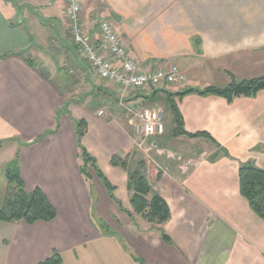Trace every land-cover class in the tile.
Listing matches in <instances>:
<instances>
[{"label": "crops", "instance_id": "1", "mask_svg": "<svg viewBox=\"0 0 264 264\" xmlns=\"http://www.w3.org/2000/svg\"><path fill=\"white\" fill-rule=\"evenodd\" d=\"M80 1L81 12L88 6L80 12L79 28L89 44L100 45L99 24L106 21L141 71L177 66L184 81L174 91H169L173 84L123 90L85 75L81 83L88 88L84 95H92L90 104L69 105L60 89L67 83L65 74L42 72L56 57L34 51L29 31L40 14L42 27L50 24L61 35L67 0H0V57L7 55L0 61V165L16 161L25 191L39 188L57 212L50 223L0 222V264H40L52 251L67 264L65 253L78 258L77 251L107 242L101 229L108 228L107 217L99 207L98 221H92L91 175L87 180L80 171L79 120L87 124L82 146L115 188L113 194L118 197L122 189V204L130 208L127 171L111 166L113 156H127L128 169H141L168 205L167 223L149 225L155 234L146 228L139 232L148 240L160 239L161 251L172 262L264 264V221L240 195L238 174L244 164L264 170V90L230 103L195 92L264 77V0ZM72 43L68 51L74 67L85 65L93 72L73 38ZM100 53L110 59L105 49ZM203 77L210 83L202 87ZM188 91L193 92L176 96ZM161 102L168 113L165 132L147 140L139 153L136 115L154 107L165 115ZM170 102L187 134L205 133L214 142L175 137Z\"/></svg>", "mask_w": 264, "mask_h": 264}, {"label": "rangeland", "instance_id": "2", "mask_svg": "<svg viewBox=\"0 0 264 264\" xmlns=\"http://www.w3.org/2000/svg\"><path fill=\"white\" fill-rule=\"evenodd\" d=\"M11 3L13 5L15 4L13 1H11ZM87 10L88 6H84L82 8L81 14L86 12ZM39 18L40 14L34 15L31 28L29 27L31 36L30 45L32 46V49L34 51L45 53L48 52L49 56H51L49 57L51 60H53V56L56 57V62H50L49 66L45 67V71L42 72H45L46 74H53L54 70H58L59 72L55 73V75H61L62 73H64L67 79V83L65 84L64 89H60L62 95L65 98V101L69 103V105H74L77 108H84L87 105V102H89L90 104L89 100L92 99V95H84L85 93H88V88L87 85L83 84V82L81 83V77L87 75L96 80L100 79L93 72L89 71L85 67V65H81V68H76L74 67V62L72 64L68 47L69 44L72 45L73 43L67 15H65V18L63 17L60 23L61 35L56 34L50 24H47L48 26L43 28L41 20ZM143 21L148 22L147 16L143 18ZM58 37L60 39L56 40ZM30 50H26L25 52L27 57H31L29 55ZM39 52L37 53L40 54ZM33 59V61L36 62L37 58ZM74 68L76 69L74 70ZM162 68H166V65L164 64ZM45 77L47 76L45 75ZM199 81L202 87L205 85V83H210V80L204 77ZM178 84L179 83H174L173 85H171L169 91L179 90ZM198 84H196V86H198ZM162 90L166 89L164 88ZM160 104L165 112V115H163V119L164 125L165 127H167V108L164 106L163 102H161ZM148 106H150V104L146 105L145 107ZM73 113H75L74 110ZM169 126L171 127L170 124ZM135 136L136 138H134V146L135 148H137L139 153H143L141 152V150L143 151L144 147L148 144V141H144V138L140 134H136ZM125 158L128 159L127 156ZM2 159L0 158V163H2ZM4 166H6V164L0 165V207L3 204L7 187V180L4 178ZM130 171L133 170L131 169ZM88 172L91 175L92 183L90 185L91 199L93 203L92 216L93 218H95V220L93 219L92 221H98V219L96 218H98V214H100L99 207L103 208V211L105 212L103 214L105 218L107 217V223H105L108 225L106 231L107 242H103L102 245L88 246V248L83 249L82 252L77 251L78 258H76L72 252L70 254L65 253L63 255L65 262L67 264H177L172 262L167 256L163 254V250L161 251L160 247V244L163 243L160 239L154 238V240H148L144 238L142 234L140 235L139 231H142L143 228L149 229L151 232L150 234H155L154 231H156V228L149 227V225L152 226L155 224H149L141 216L135 215L133 213V210L130 206L131 193L128 192L130 208L128 207V204H126L127 206L125 204H122L123 202L119 199L120 197L123 198L122 189L119 190L118 197L113 194L114 198L120 204L119 207L113 200H111L108 191L104 187L102 181L95 176L90 168H88ZM145 179L151 189L150 196L156 193L161 197L159 192H156L151 188V185L146 177ZM124 205L127 207V209H129V211L124 208ZM134 217H136L137 219ZM140 220H143L144 223H142Z\"/></svg>", "mask_w": 264, "mask_h": 264}, {"label": "trees", "instance_id": "3", "mask_svg": "<svg viewBox=\"0 0 264 264\" xmlns=\"http://www.w3.org/2000/svg\"><path fill=\"white\" fill-rule=\"evenodd\" d=\"M7 57L1 56L0 61ZM264 90V77L243 81L240 83L232 82L224 88L208 87L202 91H195L200 95L211 94L224 98L227 102H231L238 97H254L257 92ZM193 91L177 94L182 96ZM170 111L173 115L174 131L173 135L187 136L189 138H205L211 142L213 139L205 133L194 135L187 134L183 130V119L177 107L170 102ZM58 117V115H57ZM75 132L77 139V147L79 149V158L81 160V174L90 180L88 168H90L95 176L100 179L108 191V194L119 207V202L114 198L115 188L107 181V179L99 171L92 158L81 144L82 138L87 133V124L84 120L75 123ZM17 162L11 163L4 170V178L7 180V187L3 204L0 207L1 223L25 222L27 225H33L38 222L50 223L57 217V212L51 205L44 193L35 188L32 192H26L24 183L19 175ZM113 167H120L127 171V191L131 193L130 206L135 215L141 216L147 223L155 225H163L167 223L171 217V213L166 202L156 193L150 196L151 189L147 183L141 169L130 171L127 166V159H121L113 156L110 160ZM142 163L139 164V168ZM142 168V167H141ZM239 192L247 201L251 211L262 221H264V170L255 167L252 164L241 165L239 170ZM160 179L158 174L157 180ZM150 196V197H149ZM102 228L107 231L104 225ZM161 238L165 242H169V238L162 232ZM40 264H63L60 254L52 251L50 256Z\"/></svg>", "mask_w": 264, "mask_h": 264}, {"label": "built area", "instance_id": "4", "mask_svg": "<svg viewBox=\"0 0 264 264\" xmlns=\"http://www.w3.org/2000/svg\"><path fill=\"white\" fill-rule=\"evenodd\" d=\"M80 12V0H67V18L74 45L83 53L90 68L100 80L112 83L123 90L158 88L184 81V76L177 66L160 68L149 73L141 71L137 62L126 54L120 38L106 21L99 24L100 45L89 44L81 35L79 28ZM101 49L108 52L110 59L101 55ZM136 121L135 134H140L144 141L165 132L163 112L160 108L141 109L136 115Z\"/></svg>", "mask_w": 264, "mask_h": 264}]
</instances>
